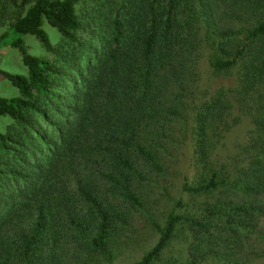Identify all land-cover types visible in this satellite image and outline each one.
Wrapping results in <instances>:
<instances>
[{"label": "trees", "instance_id": "16d2710c", "mask_svg": "<svg viewBox=\"0 0 264 264\" xmlns=\"http://www.w3.org/2000/svg\"><path fill=\"white\" fill-rule=\"evenodd\" d=\"M0 29L27 68L1 71L19 96H0V264L113 260L155 178L177 173L181 210L153 221L134 264H163L182 228L186 259L167 264L257 258L245 244L264 241V0H0ZM204 56L233 84L200 87ZM242 117L247 141L222 157Z\"/></svg>", "mask_w": 264, "mask_h": 264}, {"label": "rangeland", "instance_id": "374dc122", "mask_svg": "<svg viewBox=\"0 0 264 264\" xmlns=\"http://www.w3.org/2000/svg\"><path fill=\"white\" fill-rule=\"evenodd\" d=\"M86 4L92 3V0H85ZM42 29L48 36L52 45H56L60 41V34L56 28L52 27L45 20L42 22ZM6 29H0V35ZM8 38V46L0 44V96L3 98H13L19 96V92L14 88L2 75L1 71L14 75H27V68L22 64L19 52L9 46L13 36ZM27 53L42 59H48L49 54L42 47L38 39L32 35L21 36ZM200 69V87L205 88L211 84L214 86L233 84L232 78L215 79L211 74V69L207 62V56H204L199 65ZM11 123L8 116H0V133H4L7 126ZM252 128L250 119L242 117L240 123L225 135L222 142L223 146L219 152L224 157L226 154L237 153L239 146L246 143L248 132ZM226 157V156H225ZM182 175L170 174V176H158L151 185L149 203L144 208L133 210L131 226L126 229V235L121 239L124 243L118 250V254L111 261H102L100 264H134L138 262L142 256L150 250L158 239V233L152 226L153 221L163 224L165 216L175 210L180 212L181 209L176 208L177 202L182 197ZM183 200H189V197L183 195ZM202 201L197 200L200 204ZM260 226L264 229V218ZM191 241L189 232L182 228L179 237L172 242L165 251L163 264H167L173 257H177L184 261L187 256V242ZM245 251L255 254L257 258L250 257L249 264L264 263V241L258 239L254 235H250V240L245 244ZM210 264H213L209 261Z\"/></svg>", "mask_w": 264, "mask_h": 264}]
</instances>
